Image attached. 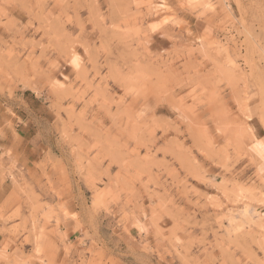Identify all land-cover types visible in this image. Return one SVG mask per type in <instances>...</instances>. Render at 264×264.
Returning <instances> with one entry per match:
<instances>
[{
	"label": "rangeland",
	"instance_id": "1",
	"mask_svg": "<svg viewBox=\"0 0 264 264\" xmlns=\"http://www.w3.org/2000/svg\"><path fill=\"white\" fill-rule=\"evenodd\" d=\"M144 3L0 0V263L264 264V0Z\"/></svg>",
	"mask_w": 264,
	"mask_h": 264
},
{
	"label": "crops",
	"instance_id": "2",
	"mask_svg": "<svg viewBox=\"0 0 264 264\" xmlns=\"http://www.w3.org/2000/svg\"><path fill=\"white\" fill-rule=\"evenodd\" d=\"M144 2L145 0H135V4L137 6H143L145 4ZM192 25H193L192 31L199 33L200 35L209 36L213 33L212 29L205 24L194 21ZM29 145L30 144L28 142H24V141L15 143L8 140H2L0 142V153L1 150H5L9 148H11L12 150H17V153L19 155L24 156V158L22 157L23 159L28 160L26 166L32 170L33 169V166L31 165L33 161V158L31 157L32 148ZM15 174L18 173L15 172ZM1 205L7 207L8 212H10L16 205L15 194L12 191L11 183H9V180L7 179L5 180L4 183L0 184V206ZM14 243L15 242L12 237L0 233V250H11V248L14 246Z\"/></svg>",
	"mask_w": 264,
	"mask_h": 264
},
{
	"label": "snow or ice",
	"instance_id": "3",
	"mask_svg": "<svg viewBox=\"0 0 264 264\" xmlns=\"http://www.w3.org/2000/svg\"><path fill=\"white\" fill-rule=\"evenodd\" d=\"M262 119H264V117H262ZM260 147L264 148V141H261Z\"/></svg>",
	"mask_w": 264,
	"mask_h": 264
}]
</instances>
